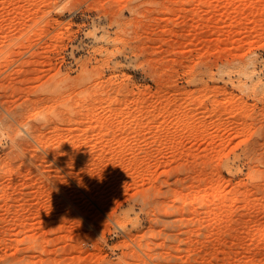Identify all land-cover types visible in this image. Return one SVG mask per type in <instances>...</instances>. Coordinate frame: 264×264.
I'll list each match as a JSON object with an SVG mask.
<instances>
[{"label": "rangeland", "instance_id": "obj_1", "mask_svg": "<svg viewBox=\"0 0 264 264\" xmlns=\"http://www.w3.org/2000/svg\"><path fill=\"white\" fill-rule=\"evenodd\" d=\"M0 264H264V0H0Z\"/></svg>", "mask_w": 264, "mask_h": 264}]
</instances>
